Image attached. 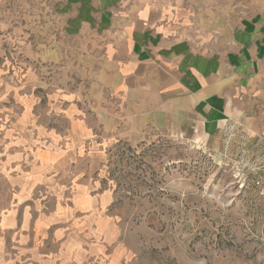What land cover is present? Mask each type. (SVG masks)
Segmentation results:
<instances>
[{"label":"crops","instance_id":"1","mask_svg":"<svg viewBox=\"0 0 264 264\" xmlns=\"http://www.w3.org/2000/svg\"><path fill=\"white\" fill-rule=\"evenodd\" d=\"M116 23L100 95L60 99L57 111L46 99L41 116L23 100L0 130V186L13 191L0 205V264H121L115 195L89 176L112 139L195 133L214 150L264 140V0H136Z\"/></svg>","mask_w":264,"mask_h":264},{"label":"rangeland","instance_id":"2","mask_svg":"<svg viewBox=\"0 0 264 264\" xmlns=\"http://www.w3.org/2000/svg\"><path fill=\"white\" fill-rule=\"evenodd\" d=\"M135 1L0 0V130L21 115L23 100L46 108L50 99L57 111L60 99L100 95L93 81L105 42L119 26L116 13ZM223 144L214 150L195 133L147 131L100 146L89 176L115 195L121 264H264V140ZM22 156L20 174L31 163ZM0 188L6 213L13 191Z\"/></svg>","mask_w":264,"mask_h":264},{"label":"built area","instance_id":"3","mask_svg":"<svg viewBox=\"0 0 264 264\" xmlns=\"http://www.w3.org/2000/svg\"><path fill=\"white\" fill-rule=\"evenodd\" d=\"M258 184H259V182H258Z\"/></svg>","mask_w":264,"mask_h":264}]
</instances>
